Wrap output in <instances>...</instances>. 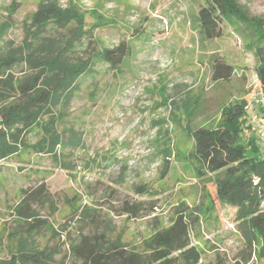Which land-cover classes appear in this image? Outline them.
<instances>
[{
	"label": "rangeland",
	"instance_id": "rangeland-1",
	"mask_svg": "<svg viewBox=\"0 0 264 264\" xmlns=\"http://www.w3.org/2000/svg\"><path fill=\"white\" fill-rule=\"evenodd\" d=\"M12 1L0 0V26L8 24L0 52L22 44L26 17L45 0H17V11L9 16ZM238 1L250 16H264V0ZM57 2L62 7L72 2L85 14V33L72 41L68 59L89 60L92 69L78 79L60 126L73 127L82 145L67 148L57 160L24 149L0 160V257L8 254V234L17 230L11 209L21 190L42 183L48 201L33 208L50 229L36 242L57 247L58 259L65 255L67 238L96 229L90 219L79 217L76 207L90 209L99 225H106V233L113 238L120 235L129 244L148 236L155 221L166 226L180 202L188 206L198 202L195 191L201 186L183 160L192 147L183 129L209 127L221 107L236 100L247 102L261 86L256 70L260 60L248 49L243 26L221 21L219 36L212 39L200 32L197 12L204 0ZM68 30L54 35L64 43L73 28ZM121 45L127 54L119 67L112 69L96 58L104 48ZM217 60L232 68L227 79H213ZM32 73L25 65L8 72L13 80ZM188 99L197 104L190 121L182 111ZM253 109L261 117L264 107ZM243 128L263 149L249 118ZM38 138L36 132L18 134L24 144L33 145ZM166 148L171 152L169 159H165ZM64 160L66 169L62 168ZM205 186L213 195L212 186ZM124 202H143L145 211L140 218H131L121 209ZM233 219L234 209L216 203L213 217L202 222L200 240L193 239V244L205 258L215 253L227 258L236 254L239 245Z\"/></svg>",
	"mask_w": 264,
	"mask_h": 264
},
{
	"label": "trees",
	"instance_id": "trees-1",
	"mask_svg": "<svg viewBox=\"0 0 264 264\" xmlns=\"http://www.w3.org/2000/svg\"><path fill=\"white\" fill-rule=\"evenodd\" d=\"M17 6V0H13L7 8L9 16L17 11ZM97 19L102 18L97 14ZM84 20L85 14L72 2L62 7L57 0L41 1L25 19L22 44L14 50L0 52V160L22 149L57 160L63 158L67 148L70 151L82 145L73 127L61 129L60 126L78 79L92 69L89 60L68 59L72 41L85 33ZM197 20L200 32L207 39L219 36L221 21L244 27L249 40L247 47L260 60L256 70L264 92V16H250L238 0H204ZM70 28H73L71 37L64 43L54 35ZM7 29L6 23L0 26V41ZM126 54L121 45L111 50L104 48L96 58L115 69L123 64ZM20 65L34 73L22 80H13L8 72ZM231 69L217 60L213 79H227ZM10 97L15 101L7 102ZM196 105V100L189 99L183 104L187 121L192 119ZM245 105V100H236L221 107L209 127L183 129L192 142L183 160L201 186L195 191L198 202L191 206L180 202L166 226L158 224L155 218L151 233L129 244L120 235L113 238L106 233L105 224L98 232L99 218L86 207H76L79 217L90 219L96 229L89 235L67 238L65 255L58 259L57 247L36 242L50 229L33 208V204L48 201V192L42 183L34 189L21 190L19 201L12 207L17 230L8 234L5 245L8 254L0 257V264H264V208L261 206L264 157L255 137L244 134L243 124L248 118ZM261 118L264 120V110ZM22 131L38 133L37 142L29 145L18 141ZM164 154L165 159L171 157L169 148ZM64 163L65 160L62 168L66 169L68 164ZM205 183L212 186L213 195ZM216 203L234 209V234L239 248L231 258L215 253L207 259L193 244V239L200 240L202 222L213 217ZM145 205L124 202L121 209L131 218H140Z\"/></svg>",
	"mask_w": 264,
	"mask_h": 264
},
{
	"label": "built area",
	"instance_id": "built-area-1",
	"mask_svg": "<svg viewBox=\"0 0 264 264\" xmlns=\"http://www.w3.org/2000/svg\"><path fill=\"white\" fill-rule=\"evenodd\" d=\"M254 106L264 107V92L260 88L249 95L245 110L248 114L249 123L257 128V139L264 145V120L254 111ZM261 206L264 208V202Z\"/></svg>",
	"mask_w": 264,
	"mask_h": 264
},
{
	"label": "crops",
	"instance_id": "crops-1",
	"mask_svg": "<svg viewBox=\"0 0 264 264\" xmlns=\"http://www.w3.org/2000/svg\"><path fill=\"white\" fill-rule=\"evenodd\" d=\"M263 148H264V146H263ZM261 154L264 156V149L263 150L261 149Z\"/></svg>",
	"mask_w": 264,
	"mask_h": 264
}]
</instances>
